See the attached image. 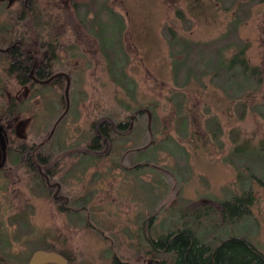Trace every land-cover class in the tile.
I'll return each mask as SVG.
<instances>
[{"label":"rangeland","instance_id":"rangeland-1","mask_svg":"<svg viewBox=\"0 0 264 264\" xmlns=\"http://www.w3.org/2000/svg\"><path fill=\"white\" fill-rule=\"evenodd\" d=\"M44 1L56 4L48 29L61 37L53 64L69 72V104L65 80L25 92L0 64V117L22 98L8 120L15 143L40 146L38 160L58 167L77 210L61 209L38 170L16 164L13 146L0 173V251L24 262L55 244L76 250L80 264H163L151 239L190 227L206 244L238 236L264 252V0ZM5 28L36 52L33 21L0 20V37ZM207 42L219 47L214 62L190 66ZM241 48L263 70L242 95L215 71ZM110 118L133 126L90 152ZM251 190L240 220L202 209Z\"/></svg>","mask_w":264,"mask_h":264},{"label":"trees","instance_id":"trees-1","mask_svg":"<svg viewBox=\"0 0 264 264\" xmlns=\"http://www.w3.org/2000/svg\"><path fill=\"white\" fill-rule=\"evenodd\" d=\"M31 15L36 18L39 16H42L44 18V20H35V26H37L38 33L45 32L44 30H42L45 26H48L49 28L52 25V21L54 23H56L57 21L45 20L48 17L47 14L44 13L43 15H38L36 14L35 10L31 13ZM48 28L47 33L50 34ZM51 39H53V42H57V46L60 45V36H55ZM28 40L31 41V38L28 37ZM209 45L210 44L207 42L196 49L194 47L193 54H190L191 56H194L190 59V66L197 65V63H199V65H206L214 62L215 54H218L216 52V49H218L219 47H217L216 44L212 46ZM245 49L246 48H241L231 58L227 59V64L218 59L217 65H215V71H226V76L229 77V79L231 75V78L234 81V94L239 93L240 95H242L244 93V86L247 82L250 81V78H252L253 76H261V72H263V70H261V67L252 66L249 64L248 60L245 57ZM27 56L29 59L30 56ZM52 65L54 64L52 63ZM224 65H228V68L223 69ZM190 68L191 67H189V69ZM7 73L12 74L11 71H7ZM56 81L57 83H59L63 80L62 78H59ZM258 81L259 83H261V77ZM17 105L18 103L15 100H12L10 104L5 107L4 113L1 114L0 122L5 127L8 133V154L10 152V149L15 146V150L18 153L16 164L25 165L28 171H33L35 167L34 165H32V158L36 150L39 152L40 146H30L27 142H21L17 140V143H15L16 138H14L13 136V132H15V129L13 124L11 126L9 125L10 122H8V120L15 119L18 110L16 109ZM6 120L7 123H5ZM104 122L105 123H103V125L107 130V135L111 137L112 134L116 133L114 125L115 122L111 118L107 119ZM93 125H95V123ZM119 129L123 130L124 127ZM92 141L93 140L90 141V144L92 143ZM12 143H15V145H13ZM47 157L51 159L49 155ZM44 159L47 158L45 157ZM7 164L8 160L0 169V173L7 167ZM57 168L58 167L56 165L53 166L54 175L58 171ZM254 201L255 195L251 190L250 192H247L243 195L235 196L230 200L219 203L215 208L208 205L207 207L202 209L206 210L208 216L211 215L214 209H216L217 213H219V215H222L224 221H237L248 214V212L251 210V206L254 204ZM150 244L152 247L150 254L155 257L161 258L163 264H264V252L249 239L245 237L231 236L222 239L218 245L214 246L204 243L202 239L199 238L190 227H182L160 237L151 239ZM45 250L62 254L68 260L69 264H80L79 254L76 250H72V252L67 249H59L55 246V244H50L45 248ZM161 251L167 252L168 254L166 256H159L158 253ZM32 254L26 259V261L17 262L12 258L5 256L0 251V264H28ZM114 260L115 264H129L128 262L122 261L119 256H114Z\"/></svg>","mask_w":264,"mask_h":264},{"label":"flooded vegetation","instance_id":"flooded-vegetation-1","mask_svg":"<svg viewBox=\"0 0 264 264\" xmlns=\"http://www.w3.org/2000/svg\"><path fill=\"white\" fill-rule=\"evenodd\" d=\"M54 7L56 8V4L52 5L44 0H0V20H12L14 24H24L25 21L29 20L33 21L35 24V20H44L42 16L37 18L33 17L31 13L34 10L38 15L46 13L48 17L45 20H57L58 16L55 15V12L52 10ZM47 28L48 26H45L42 29L45 32L37 33L36 52L30 48V41L24 33L9 34L7 32L8 29L5 28L4 33H8L9 35L4 33L1 34V67H3V70L6 72H12L16 79V83L21 86L25 92L28 90L29 85L31 86L34 83L41 85L57 83L56 80L62 78V80L66 81L67 87L70 82L68 71L62 69L55 70V66L52 65L57 56L55 51L59 47L56 45L57 42H53V39L51 38L59 35H55L52 32L48 34ZM53 28L54 27H52L51 30H53ZM27 55L30 56L29 59ZM12 100L17 101V103L23 102L21 97H14L11 101ZM149 117L151 119V116H149L148 113V118ZM103 123L105 122L103 121ZM103 123L99 125V132L101 134H95L92 138L94 142L92 141L88 146L90 152L100 154V148L107 143L110 144V141L112 140V138L107 135V130ZM114 125L116 133H120L123 131L119 128L126 127L127 123L122 121L114 123ZM127 126L132 127L133 122L129 123ZM35 154L38 156L36 155V160H33L32 158V165L38 170V174L52 193L58 206L67 211L77 210V208H74L71 205L73 199L64 192L62 183L55 177L56 175L53 174L52 164L48 165L49 163L39 161V157L44 156H40L37 150L35 151ZM47 179H49V181Z\"/></svg>","mask_w":264,"mask_h":264},{"label":"water","instance_id":"water-1","mask_svg":"<svg viewBox=\"0 0 264 264\" xmlns=\"http://www.w3.org/2000/svg\"><path fill=\"white\" fill-rule=\"evenodd\" d=\"M70 85V82L68 86ZM66 97L69 104V93L66 87ZM67 104V106H68ZM8 133L0 122V169L5 165L8 155ZM49 181V179H47ZM69 264L68 260L58 252L47 251L45 249L36 250L28 264Z\"/></svg>","mask_w":264,"mask_h":264}]
</instances>
